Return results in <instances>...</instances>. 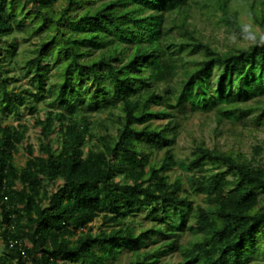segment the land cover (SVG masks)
<instances>
[{"label": "trees", "instance_id": "16d2710c", "mask_svg": "<svg viewBox=\"0 0 264 264\" xmlns=\"http://www.w3.org/2000/svg\"><path fill=\"white\" fill-rule=\"evenodd\" d=\"M202 6L248 45L202 40L188 24ZM250 19L260 33L229 0H0V264L264 262V140L250 157L196 144L188 189L166 174L183 164L182 108L264 126V4ZM15 32L36 38L19 66ZM40 102L35 149L22 117Z\"/></svg>", "mask_w": 264, "mask_h": 264}, {"label": "rangeland", "instance_id": "374dc122", "mask_svg": "<svg viewBox=\"0 0 264 264\" xmlns=\"http://www.w3.org/2000/svg\"><path fill=\"white\" fill-rule=\"evenodd\" d=\"M263 2V3H261ZM264 4V0H229V5L232 10L236 9L239 12V17L245 25H251L257 32L260 33L259 25L254 23L250 19V9L253 7L258 11L261 5ZM188 24L191 28L195 29L197 35L204 41L209 42L212 46L220 51L234 50L237 47H246L248 42L240 39L233 29L226 27L222 23L221 13L217 12L216 15H212V10L206 8H192L190 11ZM17 37V53H18V66L23 59H27L33 55L32 45L36 41V38H27L25 33L15 32L13 33ZM191 56L196 57L197 54ZM19 69L11 72L10 75H16ZM22 73V72H21ZM23 86L26 85V79L22 78L19 82ZM46 107L44 102L37 104V111L30 113L28 110L24 112L22 121L28 126L26 132V139L23 146L31 144L37 149L39 145V130L33 126L34 115L44 118L46 116ZM181 115L178 116L180 128L177 131L175 143L173 144V153L175 158L182 161L183 164L172 166L166 170L170 181L180 177L184 181V187L189 188L186 182V175L188 174L184 169L186 158H188L193 150L194 146L199 143H205L210 148H219L221 150L231 151L234 154H241L250 157L253 154V146L264 140V126L254 128L252 123L247 122L243 124L232 125L228 121L223 120L218 123L213 112L209 113H190L189 108L185 107L180 110ZM183 113H186L183 116ZM33 114V115H31ZM106 114L101 113L99 117L105 118ZM167 119L157 120L159 123H166ZM7 122H15L14 119L8 118ZM163 151L154 153V157L160 158ZM15 162L18 166H23L26 162V152L23 147L15 155ZM190 200L193 204H204V196L201 193L192 192ZM145 217V218H144ZM131 220H138L141 222L137 225V228H147L151 225L150 219L146 218V214H138L137 217H131ZM102 218H97L93 221L89 227L92 231H98L102 228ZM189 238L184 234L181 237V241ZM4 248L2 238L0 236V255ZM173 258L172 260H175ZM130 260V253L124 251L116 259L111 260L108 264H128ZM249 264H264L261 260H253Z\"/></svg>", "mask_w": 264, "mask_h": 264}]
</instances>
